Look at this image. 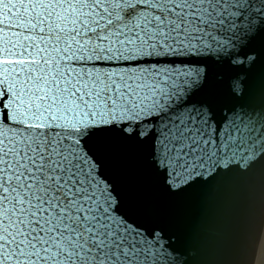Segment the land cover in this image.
<instances>
[{
    "label": "snow or ice",
    "instance_id": "obj_1",
    "mask_svg": "<svg viewBox=\"0 0 264 264\" xmlns=\"http://www.w3.org/2000/svg\"><path fill=\"white\" fill-rule=\"evenodd\" d=\"M213 173L264 211V0H0V264H180Z\"/></svg>",
    "mask_w": 264,
    "mask_h": 264
},
{
    "label": "water",
    "instance_id": "obj_2",
    "mask_svg": "<svg viewBox=\"0 0 264 264\" xmlns=\"http://www.w3.org/2000/svg\"><path fill=\"white\" fill-rule=\"evenodd\" d=\"M257 72L258 69H234L227 75L238 76L243 87L251 89L260 87ZM224 102H230L229 98ZM248 184L227 173H213L196 178L173 199L166 229L180 264H247L252 233L262 213L258 211L249 222Z\"/></svg>",
    "mask_w": 264,
    "mask_h": 264
},
{
    "label": "bare ground",
    "instance_id": "obj_3",
    "mask_svg": "<svg viewBox=\"0 0 264 264\" xmlns=\"http://www.w3.org/2000/svg\"><path fill=\"white\" fill-rule=\"evenodd\" d=\"M255 230V240H252L247 264H261L264 258V211H261Z\"/></svg>",
    "mask_w": 264,
    "mask_h": 264
}]
</instances>
